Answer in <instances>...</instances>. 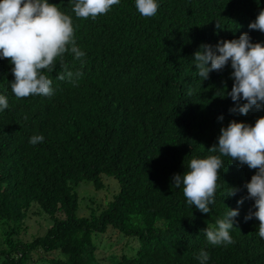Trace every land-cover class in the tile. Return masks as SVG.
Wrapping results in <instances>:
<instances>
[{
    "label": "trees",
    "instance_id": "1",
    "mask_svg": "<svg viewBox=\"0 0 264 264\" xmlns=\"http://www.w3.org/2000/svg\"><path fill=\"white\" fill-rule=\"evenodd\" d=\"M48 2L72 18L85 56L65 53L66 67L58 57L53 72L41 70L53 94L23 99L10 88L13 66L0 58V95L9 105L0 110V264H200L201 250L206 264H264L259 222L244 219L254 201L237 205L256 170L221 157L207 215L172 184L191 159L218 155L208 149L221 127L264 117V106L229 113L230 63L202 81L193 59L200 45L244 33L264 45V33L248 27L264 0H156L153 17L120 0L95 19L77 18L71 0ZM66 71L72 80L57 78ZM33 135L44 141L31 145ZM81 184L105 193L99 202L84 198L85 216ZM229 188L239 192L229 196ZM228 209L239 213L229 230L234 243L212 246L203 230L215 229ZM31 215L43 217L45 229L24 239ZM107 230L117 235L108 247L100 238Z\"/></svg>",
    "mask_w": 264,
    "mask_h": 264
},
{
    "label": "clouds",
    "instance_id": "2",
    "mask_svg": "<svg viewBox=\"0 0 264 264\" xmlns=\"http://www.w3.org/2000/svg\"><path fill=\"white\" fill-rule=\"evenodd\" d=\"M72 11L77 18L95 19L106 14L120 0H71ZM135 7L143 17H153L158 10L156 0H135ZM250 30L264 33V10L249 23ZM247 33L231 41L221 40L215 46L202 44L193 54L195 67L201 80H207L212 72H222L226 65L232 69L230 78L233 85L226 95L236 103L229 113L247 115L250 110L260 111L264 106V45L251 43ZM65 53L81 60L85 53L76 45L72 18L48 0H0V58L6 59L14 80L10 82L12 93L17 99L29 96L50 97L53 94L52 80L41 70L54 71V61L60 57L61 65ZM210 65V66H209ZM74 73L66 71L58 79L72 80ZM79 76L80 73H75ZM245 101L241 106L238 102ZM8 100L0 95V110L8 108ZM222 121L223 116L218 117ZM44 141L43 135H33L31 145ZM218 153L207 158L190 160L187 172L173 176V186L183 185V195L189 206L207 215L215 200L221 157H230L231 163L246 165L256 170L250 182L244 185L247 196L237 200L242 205L245 199L252 200V208L245 216V222L255 218L258 235L264 240V117L255 121L254 126L230 121L227 127H221L217 143L208 149ZM238 188H229V196H235ZM238 209H228L226 216L216 221L215 229L205 228L207 242L212 246L234 243L229 230L233 228ZM200 264H206L209 255L201 250L198 256Z\"/></svg>",
    "mask_w": 264,
    "mask_h": 264
},
{
    "label": "rangeland",
    "instance_id": "3",
    "mask_svg": "<svg viewBox=\"0 0 264 264\" xmlns=\"http://www.w3.org/2000/svg\"><path fill=\"white\" fill-rule=\"evenodd\" d=\"M105 179V178H104ZM111 182H113L111 180ZM109 183V182H108ZM110 184V183H109ZM114 188V186H113ZM117 188V186H116ZM77 193L79 196V214L81 216H85L88 214L87 209L85 208V197H92L95 201H103L105 200V193L103 192H96L90 185L87 184H81L77 188ZM90 195V196H89ZM26 225L28 227V230L25 234H23L24 239H30L33 235H38V232L43 228L45 223H43V217L31 215L26 220ZM45 229V228H44ZM101 242L106 246H111L116 240L117 235L116 234H110L109 230H107L106 234H103L101 237ZM106 250V248H105ZM104 250V251H105ZM103 250H99L98 254H102L104 252ZM101 259H103V256H100Z\"/></svg>",
    "mask_w": 264,
    "mask_h": 264
}]
</instances>
